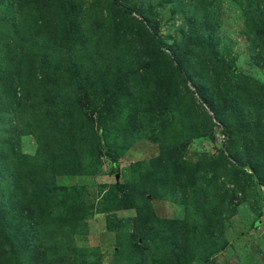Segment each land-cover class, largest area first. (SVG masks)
Here are the masks:
<instances>
[{
  "label": "rangeland",
  "instance_id": "374dc122",
  "mask_svg": "<svg viewBox=\"0 0 264 264\" xmlns=\"http://www.w3.org/2000/svg\"><path fill=\"white\" fill-rule=\"evenodd\" d=\"M262 12L0 0V264H264Z\"/></svg>",
  "mask_w": 264,
  "mask_h": 264
},
{
  "label": "trees",
  "instance_id": "16d2710c",
  "mask_svg": "<svg viewBox=\"0 0 264 264\" xmlns=\"http://www.w3.org/2000/svg\"><path fill=\"white\" fill-rule=\"evenodd\" d=\"M258 10L259 9L257 8V6H256V8H250L249 14L253 13L255 11L257 12ZM255 15H256V20H257V24H258V25L255 24V26L258 27L259 29H262V31L264 32V12H262L259 16H258V13H256ZM208 32L209 33L207 34V37H208L209 41L207 40V41L204 42V38L205 37H203V42L201 44H199L197 46V48L208 47V48L214 49V51L217 52L218 51V47H219V41L216 42V44L215 43L213 44L214 38H217L216 37L217 35L215 34V29L214 30H210ZM258 33L261 34L260 32H258ZM157 43L160 45L159 40H157ZM189 44H187L186 46H189ZM176 59H177V66H178L179 69H181L182 62L180 61V58L178 56L176 57ZM183 73H184V75L186 74L184 70H183Z\"/></svg>",
  "mask_w": 264,
  "mask_h": 264
}]
</instances>
